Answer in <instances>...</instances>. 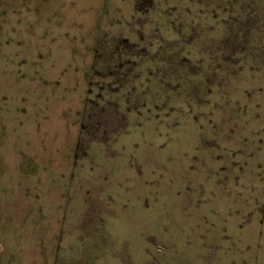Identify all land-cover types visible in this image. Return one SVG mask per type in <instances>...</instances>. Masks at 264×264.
Returning a JSON list of instances; mask_svg holds the SVG:
<instances>
[{"label": "rangeland", "instance_id": "1", "mask_svg": "<svg viewBox=\"0 0 264 264\" xmlns=\"http://www.w3.org/2000/svg\"><path fill=\"white\" fill-rule=\"evenodd\" d=\"M262 137L264 0H0V264H264L171 208L223 162L264 192Z\"/></svg>", "mask_w": 264, "mask_h": 264}, {"label": "flooded vegetation", "instance_id": "2", "mask_svg": "<svg viewBox=\"0 0 264 264\" xmlns=\"http://www.w3.org/2000/svg\"><path fill=\"white\" fill-rule=\"evenodd\" d=\"M218 16L217 13L212 15V18L215 19ZM241 23V22H240ZM154 22H148V23H140L137 24L135 21L130 20L129 22H127V29L130 33L138 34L141 38L145 39L144 36V32L146 29V27H148V31H149V27H153ZM155 27V26H154ZM192 27V28H190ZM234 33L236 35V32H238L239 30H235L236 29V24L234 25ZM186 28L188 30H193L194 26L191 24V22H187L186 23ZM240 29V27H239ZM143 30V31H142ZM250 30V28L248 29ZM152 35H157V33H152L150 38L153 39ZM124 42H127L128 44L130 43L131 45L134 44L136 45V43H131L130 41H128L127 38H124ZM135 48V47H134ZM197 66H185V70H192V69H197ZM247 66H237V68L234 69V73H240L243 74L242 77H240V84L244 85L245 83H249V81H253L256 80V78H258L257 72L258 69L255 68L254 66H250L247 67L246 70L248 72H251L252 74L249 75L247 72H245L244 70H242V68H245ZM194 69V70H195ZM198 70V69H197ZM198 73H200L198 71ZM149 80V79H148ZM245 82V83H244ZM177 89V88H176ZM93 90V89H92ZM94 91V90H93ZM207 92L209 94H211L213 92V89H209L207 90ZM227 92V91H226ZM214 93V92H213ZM216 93H220L217 89H216ZM204 95H206L204 93ZM223 97H225L224 94H222ZM246 96H249V99L252 97L251 93L249 91L246 92ZM200 99V98H199ZM202 101V99H201ZM146 103L144 102L142 104V108H146ZM251 106V105H250ZM141 107L138 109L137 107V112L140 113V115H142L144 112L141 110ZM135 111V110H133ZM147 111H150V108H148ZM259 143L260 146L259 148L256 150V152L259 154V151H263L264 152V137L259 139ZM242 150V149H241ZM239 149V153L242 154V151ZM253 155V154H251ZM229 160V159H227ZM252 161V159H250ZM223 164H226L224 166H220V168H218L217 173L218 175V179H217V183H216V187H214V191H218L217 187L219 188V193L221 194L220 196V200L219 203H215L213 207L211 208H204L202 207L203 202H205L207 198H205L206 196L204 194H208V192H206V189H204L203 191L205 192L203 194L200 185L197 186L196 188L192 187L190 188V190L188 189H182L178 190L177 192H175L176 197L172 199V209L173 212L172 214H174L176 217L180 216H185V223L182 222L183 228L184 227H188L189 229L194 228L195 226H197L199 229H201V225L206 228L207 230H211V231H216L217 229H219L220 227L218 226V224H221V229L227 230L228 228H230L229 230H233L235 231L232 232V234L229 235H222L223 240L226 241L227 244L231 245L229 247H231V250L234 252V249L240 248V244L242 242H246V247L247 249H252L253 247H256L255 250V257L259 258L260 256V249L261 247H264V243L262 242H258L257 245H254V237L255 236H259L260 239L259 240H263L264 237V192H260L259 195H256L255 192L257 190V185L255 184V182H253L252 177L250 176H243V172H247L245 171V168L243 165H241L240 163L237 162H233V163H226L223 162ZM238 166L239 170L242 171V174L240 176H231L228 174V170L227 166ZM264 166V161H260L258 166L257 164L255 165V171L258 170V167H263ZM263 169V168H262ZM250 171L251 168H250ZM258 172H260L258 170ZM244 174H248V173H244ZM264 177L262 176V179ZM245 182V183H244ZM231 183L236 184L235 186L238 187L239 189L242 187H244L245 192L247 194V200L245 199L244 202V198H242V191L241 190H236V188H233L231 186ZM204 184V183H203ZM206 184V183H205ZM212 183H209V185ZM183 187V186H182ZM206 187V186H205ZM181 191V192H180ZM188 192H191V197H195L196 198V208H186L184 211V213H179L177 212L178 209H180L181 204L186 205L185 203V199H187L188 197ZM201 192V193H200ZM179 194H182V198H180ZM188 196V197H187ZM259 197L262 198V200H259ZM242 201L243 204L245 203V206H249L250 208H246V210L244 208H242ZM179 202V203H178ZM222 203V204H221ZM219 204V206L217 205ZM199 207V208H198ZM216 207V208H214ZM177 209V210H176ZM244 209V210H242ZM199 212H197V211ZM207 210V212L202 213L200 211H205ZM196 211L197 213H199L200 215H202V220H198L197 223L193 224V212ZM211 216H214V218H212ZM211 217V218H210ZM190 218V223L188 222V219ZM176 218H174L175 220ZM213 219H215L216 221H213ZM205 220V222H204ZM190 224H192V227H190ZM219 227V228H218ZM226 227V228H225ZM228 227V228H227ZM189 244H191V240L188 239L187 240ZM218 246V245H216ZM237 248H236V247ZM154 260L156 261L157 264H159V262L157 261V256L154 255Z\"/></svg>", "mask_w": 264, "mask_h": 264}]
</instances>
